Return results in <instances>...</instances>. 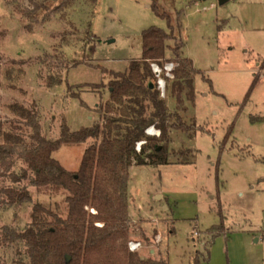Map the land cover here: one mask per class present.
<instances>
[{"label":"rangeland","instance_id":"rangeland-1","mask_svg":"<svg viewBox=\"0 0 264 264\" xmlns=\"http://www.w3.org/2000/svg\"><path fill=\"white\" fill-rule=\"evenodd\" d=\"M175 4L183 56L201 71L196 97L186 102L187 117L196 118L199 129L193 139L174 133L170 144L172 161L184 157L175 151L186 146L192 162L132 165L127 201L133 239L143 244L138 251L144 256L161 255L170 264H194L197 256L202 264H264V0ZM33 7L32 0H0V121L29 143L33 129L10 104L34 109L50 140L61 137L64 121L72 131L92 127L101 121L94 108L109 100L113 73L142 57L143 31L167 29L150 0H59L37 17L29 14ZM167 57L174 61L171 49ZM51 76L63 82L50 85ZM92 142L63 144L55 157L76 171ZM14 158L9 175H21L26 164ZM9 175L0 170V189L26 186L33 202L9 206L0 190V229H25L38 199L61 203V196L33 185L32 174L19 182ZM0 257L4 264H30L23 241L1 246Z\"/></svg>","mask_w":264,"mask_h":264},{"label":"trees","instance_id":"trees-1","mask_svg":"<svg viewBox=\"0 0 264 264\" xmlns=\"http://www.w3.org/2000/svg\"><path fill=\"white\" fill-rule=\"evenodd\" d=\"M32 1L34 7L29 14L37 17L40 12L48 13L46 10L59 0ZM150 1L155 14L166 20L167 29L152 26L143 31L142 57L132 60L127 71L113 73L109 81V100L101 101L94 108L99 113V123L72 131L64 121L61 137L50 140L41 133L34 109L10 104V110L33 129L29 143L23 135L5 129L0 121L2 175L7 176L12 171L16 155L26 168L21 175L11 172L9 176L14 182L28 178L30 173L31 183L40 191L62 198L61 203L35 201L31 222L25 229L17 230L8 225L0 229V247L23 241L30 264H170L167 257L144 256L143 252L130 249V242L137 241L133 239L127 201L130 169L134 164H185L191 161L185 157L193 155V150L186 146L180 152L175 151L184 157L172 161L170 144L174 133L193 139L198 132L196 118L187 117L190 109L186 102H193L196 97L195 78L201 71L192 59L183 56L182 24L172 12L175 0ZM170 41L175 42V46H171ZM95 47L90 46V54H94ZM168 49L172 50V62L177 66L173 71L174 78L166 77L163 96L152 64L163 67L171 62L167 57ZM81 63L82 60L75 61L74 66ZM260 69L264 70V66ZM62 82L61 77L51 76L49 84L54 86ZM150 127L161 134L150 135L147 132ZM233 128L234 124L228 129L227 137ZM90 139L93 142L86 148L78 170L66 169L55 157L63 144H82ZM0 190L3 202L9 206L33 202V193L26 186H5ZM92 208L96 212H91ZM219 235H214L213 240ZM143 237L148 240L144 233ZM206 251L204 261L208 262L210 248ZM0 264H4L1 257ZM194 264H202L199 256L195 257Z\"/></svg>","mask_w":264,"mask_h":264},{"label":"built area","instance_id":"built-area-1","mask_svg":"<svg viewBox=\"0 0 264 264\" xmlns=\"http://www.w3.org/2000/svg\"><path fill=\"white\" fill-rule=\"evenodd\" d=\"M176 63L174 62H167L165 63V66L161 67L158 63H153L152 67L154 72L156 73V75L158 76V84H159V88L162 90V94L163 96H165V91H166V86H167V81H166V77L173 79L174 78V69L176 68ZM159 130H157L154 127H150L147 132L149 134H160V131L158 133ZM140 148V144L139 147ZM143 247V244L140 241H134L132 240L130 242V249L132 251H137L140 248Z\"/></svg>","mask_w":264,"mask_h":264},{"label":"water","instance_id":"water-1","mask_svg":"<svg viewBox=\"0 0 264 264\" xmlns=\"http://www.w3.org/2000/svg\"><path fill=\"white\" fill-rule=\"evenodd\" d=\"M228 0H220V3L221 4H224V3H226Z\"/></svg>","mask_w":264,"mask_h":264}]
</instances>
